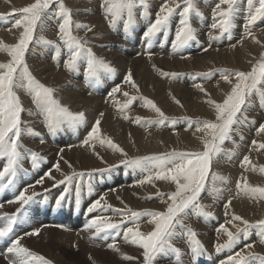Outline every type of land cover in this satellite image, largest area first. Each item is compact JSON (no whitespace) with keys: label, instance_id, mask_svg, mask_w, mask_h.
Here are the masks:
<instances>
[{"label":"bare ground","instance_id":"bare-ground-1","mask_svg":"<svg viewBox=\"0 0 264 264\" xmlns=\"http://www.w3.org/2000/svg\"><path fill=\"white\" fill-rule=\"evenodd\" d=\"M76 1L77 0H65L67 5H74ZM88 1L89 4L84 2V8L87 9L88 14L78 15L73 13V16H76V19L81 18L82 20H80V22L92 27L91 35H93L95 39L92 41L97 42L94 43V46L102 51L108 52L104 53L97 51V55L114 67L116 72L114 74H108L104 72L103 69H100L98 70V80L91 82L87 77L86 71H82V73L78 71L76 74L70 72L72 73V77L69 78L67 69H65L64 66L61 68L58 63L60 60L64 59L67 54L65 48H61L59 49L60 57L57 56L55 43L56 33L52 34V31L46 28H44L42 32L38 29V33H35V35H43L47 40L52 41L53 44L43 45L40 51L35 41L29 46V51L26 53L25 58L32 75L40 83L55 89V98L59 100L61 104L67 106L72 112H84L86 115V123L76 128L65 126L55 135H50L42 122L43 118L35 114L37 110L32 102V97L23 89H16L17 95H19L25 108L24 113H22V120L27 127H31L35 131L41 133L40 136H33L26 132L22 134L26 136L29 141H37L36 144H34L36 152L32 149L27 150L36 153L39 158L36 160L34 166L31 156L24 153L17 175L14 178V186H9L0 195V203L4 205L0 210V214L13 213L16 211L17 207L2 212L5 208L10 206L9 201L13 200L19 192L28 187V185H35V188H28L27 194L36 191L40 193V195L35 197L34 202L26 206L27 209L31 207L32 212L27 211L24 214V219L14 226V231L9 236V242L7 241L5 246L2 247V250L3 253H5L8 247L11 246L12 239L23 237L21 240L22 244H25L36 254H41L50 259L55 264H143V249L127 242L123 235L126 227H134L131 221L121 226L119 235L115 233H100L94 236L88 235H92L91 233L83 235V240L89 244L99 243L105 244L106 246L114 244L117 246L118 251L108 250L107 252H103V250L96 245L85 243L76 244L77 239L75 238L80 239L79 236L76 237L77 233L75 235L76 227L78 226L80 231H82L85 229V226L82 225L80 220L75 222L71 221V210L68 211L70 216L66 220H63L68 230L58 232L57 230L46 228L48 223H56L41 221L37 201L41 195L45 196L46 201L53 200L52 198L58 196V192H54L57 187H52L53 183L50 179L45 177V174L52 172L56 180H62L64 179V175H71L73 172L83 173L86 171H93L91 168L108 169V167L112 166L114 170L109 169V171L103 173L98 172L100 176L99 185L92 184L82 179L75 180L71 186V197L66 198V200L76 198L75 184L80 183L81 195L83 194L82 201L87 206V209L98 197L104 196L106 199V206L102 208L99 207L95 211L97 217L106 216L110 217L113 222H117L121 216V212H117L116 209L111 207L124 209L126 211L130 209L135 212H143L144 210L163 211L166 209L167 204L160 201L161 198L157 196V192L161 194L174 192V184L165 181H154L150 184L140 185L139 181L145 178L148 174L147 172L120 164L121 162H119V160H124L125 157L119 152L110 149L106 144L102 146L99 142H96L95 148L93 149L91 147L81 146L83 140L87 138L95 120L100 119L101 135L111 138L115 144L123 148L127 153V158L162 155L172 151L193 153V149H191V151H169L166 145L170 143L173 144V146H177L181 138L187 137L192 147L193 144H195L193 143L195 141V136H197L198 133L204 134L207 131H180L182 125L176 122V120L175 122L173 120H166L163 126H152L148 128L147 131L139 130L145 127L135 122L136 117H142L145 120L158 119L149 118L158 116L151 115L156 113L149 107L144 106V101L141 97L154 101L157 107H161L165 110H178L180 107L175 103L176 100L180 101L182 106L186 105L192 110H195L198 106L201 110L208 108V106H210L209 104H200L205 101V93L199 91L195 85L202 84L212 91H217L220 84L223 86L225 85V87L230 85L222 79V75L234 72L225 68H220L208 76L199 73L207 69L211 63H215L219 60H222V62L229 61L230 63H235L236 55L239 56V59L245 64L250 58V53L247 49L249 48L253 53L258 43H255L252 37L245 38V29L243 25L246 22L247 15L246 11H244L246 8V0H241L240 7L242 10L237 14L234 21L235 27L231 32L211 42H209L210 34L219 36V31L212 28V12L219 0H195L196 7L203 14L202 17H197L194 14L190 17V23L195 30L198 42L192 41L178 51L173 48V43L175 40L174 33L179 26L180 17L178 13L180 9H177L176 13L170 18L167 31L157 33L150 40L151 46L147 44L150 41L146 40L144 36L145 31L150 24L154 22L156 14L164 0H146L148 4L147 15H144V9L137 5L133 10L134 23L127 32L124 29V23L127 19L126 15L117 19L114 26H110L101 8L102 0ZM16 19V17L12 16H9L8 19H0V41L4 44L12 45L14 42V35H16L18 31V28L13 27ZM261 31L264 33V20H259L252 26V32L256 40H258L260 36L262 37V34H260ZM86 39L91 40L90 35H88ZM128 41H130V44L124 43ZM205 48H208V50L205 51ZM40 53L45 55L49 61L48 63H46L45 60L37 61L35 59H30L40 56ZM162 54L164 55L162 56ZM131 55H134L135 58L131 57ZM182 56L186 58L182 59ZM9 59L6 53L0 52V63L7 62ZM82 66H87L86 59H82ZM55 67H57L58 70H56ZM158 68H160V70ZM80 69H82V67ZM129 71H131L133 79L139 87V91L125 82L124 78ZM161 73H166L168 75H161ZM117 87L120 88V92L113 94V89ZM124 92H128L129 96L125 97L123 95ZM196 92H198L197 95L195 94ZM217 93L221 94L222 92ZM138 94H143V96H137ZM199 94L201 95L199 96ZM130 97H136V102L133 100L130 107L121 113L119 111L120 106L125 104ZM29 111H31L33 115H28ZM204 112L208 111L204 109ZM100 113L104 114L103 117L100 116ZM125 115H128V119L123 118ZM253 118L256 121L252 125V130L254 131L241 133L237 137L232 136L231 140L225 141L224 145H222L224 152H221L213 159L205 189L209 185L214 174H218L230 180L233 185L231 186L230 182L227 180L226 183L216 181L217 185L221 186V192L215 199V203L219 206L218 210L212 213L217 214L218 218L212 219L209 226L212 230L208 232V234H205V236L208 237V247H203V256L197 258L198 261L196 264H218L222 261H226L230 255L244 249L245 245L248 243H253L254 247L247 249L245 252L246 255L247 252L250 251L254 254L264 256V247H259L260 245L264 246V244L260 243L255 228L250 231L247 239L242 237L232 248H225L217 251V245L223 244L224 239L227 237L226 235L219 234L218 228L221 224H225L229 229L235 230L231 224H226V220L230 219L233 214L241 216L244 220L252 224H255L258 220L264 219V201L256 202L245 196L243 197V195L237 194V197L235 195L237 182H243L244 179L252 186L264 187V173L260 172V169L264 168V153L261 150L257 151L252 145L253 140H264V134H257L259 125L264 123V121H262L264 120L263 107L253 115ZM175 128L177 129L176 131ZM241 137H243V139H241ZM41 139L44 140V143H40ZM233 141L235 143H233ZM20 143L23 145L22 142ZM23 149H26L24 145ZM229 154H231V159H228ZM245 155L249 156L251 164L246 167H241V161ZM61 156H63V159H61ZM45 158L50 159L51 163ZM4 159L5 158L0 157V170H2L4 166ZM64 160H67L72 167L69 168L68 165L64 163ZM57 162H59L61 172L64 175L55 170L54 165ZM120 165L123 166L117 167ZM41 177H45L42 185L36 183ZM102 182H116V184L114 186L106 184V188H101ZM153 184L155 186H153ZM89 185H91L92 188L91 192L88 191ZM45 189L51 190L45 192ZM148 196H153V203H148L142 199ZM164 198L166 199V196ZM228 200L233 202L230 208L227 209L228 215L226 216L224 205ZM201 203L206 204L207 202L201 199ZM107 205H111V207ZM215 207H217V205H215ZM87 209L81 204L80 212L82 214L88 212ZM149 219L150 217L141 216L138 221L139 230L145 234L154 228L153 224H145ZM2 223L3 221H0V225H2ZM234 223L238 226L241 225L239 222ZM193 228L198 229L199 227L193 226ZM36 229L42 232L38 237L34 238V236L26 235L27 232ZM71 229H74L73 234ZM70 234H72L73 237ZM201 240L205 241L204 239ZM173 243L175 245V239ZM64 245L68 247L76 246L77 251H80L82 260L73 259V256H68L69 252L67 251L63 254L59 247ZM178 248L181 250V253L186 254L185 259H183L182 255L180 256L179 262L175 261V255L171 252L160 254L159 256L167 258L172 254L174 263L189 264L185 263V260H192L193 256L188 240L184 238L183 244L178 246ZM257 252H259V254ZM205 253L208 254L207 258H205ZM72 255L74 254L72 253ZM124 256H130L134 259H123ZM10 257H13V255ZM89 257H91V259H89ZM206 260L208 263L203 262ZM154 264H159L156 259ZM251 264H259V262L252 261Z\"/></svg>","mask_w":264,"mask_h":264},{"label":"snow or ice","instance_id":"snow-or-ice-1","mask_svg":"<svg viewBox=\"0 0 264 264\" xmlns=\"http://www.w3.org/2000/svg\"><path fill=\"white\" fill-rule=\"evenodd\" d=\"M170 2L172 6H170ZM240 4L241 0H219L212 12V28L219 31V36L210 34L209 42L231 32L235 27V18L242 10ZM53 5H55L54 9ZM137 5L144 9V15L148 14L146 0H102L101 8L110 26H114L117 19L126 15L127 19L124 23V29L127 32L134 23L133 10ZM181 5L183 6L181 7ZM222 5H226V7H222ZM177 9H180L178 13L180 20L175 32L173 48L178 51L190 42L197 41L195 30L190 23V17L193 14L197 17H202L203 14L196 7L195 0H179V2L178 0H164L156 14L154 22L150 24L144 33L146 40L150 41L157 33L167 31L170 18L176 13ZM19 11L22 13V16L16 19L13 25L15 28L22 29L18 41L13 45H7L0 41V52L6 53L10 58L7 62L0 63V157L6 159V164L0 170V182H2L0 183V191L9 186H14V178L17 175L24 153L31 156L34 166L36 160L39 158L36 153L23 149V145L20 143L22 134L25 132L33 136H40L41 133L31 127H27L22 120L21 117L25 108L19 95H17V88L23 89L32 97V102L37 110L35 114L43 118L42 122L50 135H55L65 126L76 128L86 123L84 112H72L55 98V89L40 83L32 75L25 58L26 53L29 51V46L34 41L42 45L53 44L52 41L47 40L43 35L37 38L35 36L37 30L39 29L42 32L46 27V21L56 22L60 45L68 49V59L63 65L68 71L75 72L78 69L79 61L86 59V74L90 82L98 80V70L100 69H103L108 74L116 72V69L109 63L96 57L91 47L87 46V40H82L73 35V27L78 30L82 29L85 32H92V27L74 22L72 18L73 12L66 6L65 0H35L34 3ZM244 11L247 14L246 22L243 25L245 38L252 37L254 42L259 44L260 41L256 40L252 32V26L257 21L264 20V0H246ZM60 45H56L57 56H59ZM204 50L207 51L208 48ZM181 58L184 59L186 57L182 56ZM161 75L168 74L161 73ZM231 78H234L237 83L232 87L231 92L222 103H216L211 99L206 101L215 110L216 122H204L202 125L197 122L195 130L197 132L207 131V135L211 137L210 140H205L202 152L172 151L162 155L127 158V153L123 148L115 144L111 138L101 135V120H95L87 138L83 140L81 146L94 149L96 142H99L102 146L106 144L110 149L119 152L125 157L121 161L122 164L148 173L144 179L139 181L140 185L150 184L154 181H165L174 184L175 191L169 194L157 192V196L161 198V202L167 204L164 211L144 210L143 212H135L129 209L123 212L122 210H116L117 212H121V216L117 222H113L110 217L100 216L92 219L87 224L85 231H89L92 235H99L100 233H115L119 235L121 226L131 221L134 227H126L123 235L127 242L143 249V264H154L158 255L168 252L175 254L177 262H179L181 250L175 247L173 243V240L178 235H186L188 237L193 258L203 254L204 249L197 239V233L184 223V219L188 214V209L195 210L198 215L205 218L213 217V213L206 211L205 207L199 203V199L201 193L205 190L213 159L221 152H224L222 145H224L225 141L232 139L231 134L234 131V126L245 123L249 119L246 114V105L249 98L253 94H258L261 106H264V53L261 54L260 61L253 66L252 71L248 73L237 71L222 75V79L226 82L230 83ZM124 79L127 84L139 91V87L136 85L131 71L126 74ZM195 87L205 93L206 96L210 95L202 84H196ZM117 92H120L119 87L113 89V94ZM123 95L128 97L129 93L124 92ZM135 99L136 97H130L125 104L120 106L119 111L123 113ZM141 99L144 101V106L153 110L159 119L145 120L142 117H136L135 122L145 127L146 131L152 126H163L168 118L161 109L150 99L145 97H141ZM175 103L180 104V101L176 100ZM28 115H33V113L29 111ZM103 115V113H100L101 117ZM123 118L128 119L126 115ZM252 123H255V121H252ZM257 134H264V123L259 125ZM40 143H44V140L41 139ZM233 143L235 142L233 141ZM252 145L257 151L264 150V143H258L256 140H253ZM61 159H63V156H61ZM228 159H231V154L228 155ZM64 163L69 168L72 167L67 160H64ZM250 164L249 156L245 155L241 161V167H246ZM54 167L56 171L61 172L59 162ZM93 171L103 173L109 171V169H94ZM260 172L264 173V168H261ZM61 174L64 175L62 172ZM83 176L84 173L73 172L71 175H64V179L62 180H56L51 172L45 174L47 179L54 181L53 188L59 185L66 186L64 194L60 195L55 201L57 208L62 206V202L71 190L74 180L82 179ZM45 177H41L36 183L42 185ZM212 181L211 192L213 194H220L221 189L216 186V181L226 183V178L214 174ZM153 186L155 185L153 184ZM28 188H35V185H28V187L20 191L14 200L9 201V203L19 205L15 212L0 214V221H3L2 225H0V239L7 238L13 233L14 226L24 219V214L27 212L26 206L34 202L35 197L40 195L36 191L27 194ZM236 189L238 195H243L256 202L264 201V187L252 186L246 179L243 182L238 181ZM50 190L45 189L44 191L48 192ZM88 191H92L91 185L88 186ZM165 196L166 199L164 198ZM75 197L77 204H79L81 197L80 183L75 184ZM104 199V196H101L91 204L87 211L91 213L97 208L102 207L101 201ZM231 203L232 201L228 200L224 205L226 216L228 215L227 209L230 208ZM107 206L111 207V205ZM0 208H3L2 204H0ZM141 216L150 217L148 223L154 225V229L146 234L139 230L138 221ZM234 222H239L243 227H239ZM226 224H231L232 227L236 228V232H232L225 224H221L218 228V233L226 235L227 240L223 244L217 245V251L232 248L242 237L247 239L253 228L257 230L260 243L264 244V219L252 224L241 216L233 214L230 219L226 220ZM39 234V229L26 233L27 236H38ZM22 239L23 237H16L11 240V246L8 247L7 252L17 259H10L9 264H33L34 261H39L40 264H52V261L47 260L43 256L35 255L22 245ZM253 247V243L246 244L244 249L236 251L226 261H222L221 264H251L252 261L264 264V256L250 251L247 252V255L245 254L247 249ZM109 248L118 251L114 244H110ZM123 259L131 260L134 258L124 256Z\"/></svg>","mask_w":264,"mask_h":264},{"label":"rangeland","instance_id":"rangeland-1","mask_svg":"<svg viewBox=\"0 0 264 264\" xmlns=\"http://www.w3.org/2000/svg\"><path fill=\"white\" fill-rule=\"evenodd\" d=\"M34 2H35V0H0V16H8V17L12 16V17H16L18 19V18H20L22 16V13L19 10L24 8V7H26V6H29L30 4H32ZM84 2L86 4H89L88 0H77L74 5H70V4L67 5L66 4V6L69 7L72 11L74 10L73 13H76L78 15H87L88 12H87V9L84 8L85 7ZM178 2H179V0H178ZM170 6H172L171 2H170ZM182 6L183 5H181V7ZM222 7H223V5H222ZM224 7H226V5H224ZM54 8H55V5H53V9ZM80 20H82V19L81 18L76 19V16L73 18L74 22H78V23L83 24L82 22H80ZM45 28L47 30H49V31H52V34L56 33V35H55V39H56L55 43H56V45H60V41H59L58 36H57V24H56V22L55 21H46V27ZM21 32H22V29H18L16 35H14L15 39H14V42L12 43V45L15 44L18 41V38H19V35H20ZM37 33H38V31H37ZM260 34H262V37L260 36V38L258 40L261 43L256 44L254 52L252 53L249 50V48L247 49V51L250 53L249 54L250 58L247 60L248 62H246L245 64H243L242 61L239 59V56L236 55L235 56V61H236L235 63H230L229 61H226V62L223 61L222 62V60H219V61H216L215 63H211V65L208 66L207 69H205L204 71H201V73L203 72V74L211 75L212 73H214L215 71H217L220 68L221 69L225 68V69H227L229 71H233V72L242 71V72L248 73V72L252 71L253 66L256 65L258 61H260L261 54L264 53V43H263L264 42V33H263V31H261ZM73 35L78 37V38H80V39H82V40H87L88 41V45L87 46L91 47L92 51L95 53L97 58H100L97 55V51L108 53L107 51H102L99 48H97L96 46H94V43H97V42L96 41H92V40H95V39H94L93 35H91V32L88 33V32H85L82 29L78 30V29H75V27H73ZM88 35H90L91 40L86 39V38H88ZM35 36L37 38L39 37V35H35ZM174 36H175V33H174ZM124 43L130 44V41L124 42ZM37 47H38V50L40 51L41 48L43 47V45L42 44H38ZM61 48H65V51H66V54H67V56H65L64 59H62V60H60L58 62L59 66L61 68H63L64 62L68 59V49H67V47H65L63 45H60L59 49H61ZM153 49H155V48H153ZM163 55L164 54H162V56ZM127 56H129V55H127ZM55 57H57V56H55ZM58 57H60V56H58ZM131 57L135 58L134 55H131ZM30 59H35L37 61L45 60L46 63L49 62L47 60V58L45 57V55H43L41 53H40V56L33 57V58H30ZM81 67H82V69H80ZM55 69L58 70L57 67H55ZM86 69H87V66H82V59H81L79 61L78 69L75 72H73V74H76L78 71H80L82 73V71H86ZM158 69L160 70V68H158ZM162 71H164V70H162ZM68 73H69L68 77L71 78L72 77V73H70V71L67 70V74ZM236 83H237V81L233 78V79H231L230 83L227 82V84H230L228 87H225V85L223 86V85L220 84L217 91H212V90L208 89L207 87L203 86L205 88L206 92L209 93L210 95H208V96L204 95V100L205 101L203 103H200V104H208L206 101L209 100V99H211L212 101H215L216 103H222L224 101V99L227 97V95L231 92L232 87ZM168 84H169V80H168ZM217 92H222V93L220 94V93H217ZM197 93L198 92H196L195 94L197 95ZM200 95L201 94H199V96ZM137 96H143V94H138ZM258 100H259L258 94H256V95L254 94L252 97L249 98V101H248V103L246 105V114L248 115L249 119L245 123H242L240 125L234 126V131L231 134L232 136H234V137L236 136L237 137L241 133L253 132L254 131V130H252V125H253L252 121H255V119L253 118V115L256 114L260 110V108H262V107H263V111H264V106H261V103L259 102L260 100L259 101ZM134 101L136 102V100H134ZM177 105L180 107L178 110H175V109L165 110V109H162L161 107H159V108L165 114V116L168 118L167 119L168 121L173 120L175 122V120H176V122H178V123H180L182 125V129L180 131H183V132L196 131L195 128L197 126V122H199L200 124H203L204 122H216V113H215V110H214V108L212 106H208V108H204L203 107L205 109V111H208V112H204V109L201 110V108L199 106L195 110H192L189 107H187L186 105H183L184 107L183 106L181 107L180 106L181 102H180V104H177ZM151 115H156V114H151ZM149 118H151V119L158 118L159 119V117H149ZM262 121H264V120H262ZM166 125H167V123H166ZM135 129H139V128H135ZM139 130H145V128H142V129H139ZM176 130L177 129L175 128V131ZM162 132H164V131H162ZM168 132H170V131H168ZM186 138L187 137L181 138L180 141L178 142L177 146H173V144L167 143L166 148L167 149L169 148L168 149L169 151H171V150H180V151L190 150L191 151V149H193L192 150L193 153L194 152H202L204 150V148H202V147L204 145L203 143L205 142V140L206 139H211V137L209 135H207V132L204 133V134L203 133H198L197 136H195V139H194L195 141L193 142L195 144H193V146L191 147L189 139L188 138L186 139ZM20 142L23 143V145L25 146L26 149H32L34 152H36V148H35L34 144H36L37 141H29L26 136L22 135ZM257 142L258 143H264V140L260 139ZM75 150H77V149H75ZM261 151L264 153V150H261ZM104 154H107V153H104ZM147 156H150V155H147ZM45 159L47 161H49V163H51L50 159H48V158H45ZM121 161L122 160H119V162H121ZM5 164H6V159H4V162H3V165H5ZM120 164H122V163H120ZM122 166L123 165H120V166H117V167H122ZM91 169L94 170V168H91ZM108 169L114 170V168H112V166L108 167ZM83 173H84V176H83L82 180L88 181V182H90L92 184H96V185L100 184V176H99L97 171H86V172H83ZM52 175H53V173H52ZM227 181L230 182L231 186L233 185V183L230 180H227ZM51 182L54 183L53 180H51ZM212 183H213V181L210 180L209 185L206 187L205 191L203 192L202 196L199 199V203L205 207L206 211H210V212L217 211L218 207H219L218 204L215 203V199H216L218 194H213L211 192ZM106 184L109 185V186H114L116 184V182H102L101 183V188H106ZM216 186L218 188H221V186L217 185V183H216ZM65 187H66L65 185L57 186V189H55L54 192H58V196L56 198L55 197L52 198L53 200L47 201L48 206L52 205L60 195L64 194ZM71 190H72V187H71ZM71 190L66 195L65 200L63 201V203H66V201H67L66 198L71 197V194H70ZM174 191H175V189H174ZM235 195L237 197V190L235 191ZM82 196H83V194L81 195L80 200L82 202V205H84L86 207V209H87V206L82 201ZM152 197L153 196H148V197H143L142 199L144 201L148 202V203H153L154 201H153ZM99 198L100 197H98L97 199H99ZM201 199L205 200L207 203L206 204L201 203ZM9 204H10V206L5 208L2 212H6V211L10 210L11 208L19 207V205L16 204V203H9ZM101 205H102V207L106 206V199L101 202ZM215 205H217V207H215ZM111 208L116 209V210L126 211L124 209H119V208H115V207H111ZM27 211L28 212H32V208L29 207L27 209ZM95 211L89 213V217H88L87 221L90 222L92 219L97 218V216L95 215ZM187 213L188 214H187V216H185L184 223L186 225L190 226L197 233V239L200 241L201 245L203 247H205V248L208 247L207 246L208 237H206L205 234H208V232H210L212 230V229L209 228V226H210V224L212 222V219L213 218H218V215L217 214H213V217L207 218V220L204 222V220H203L204 217L198 215L195 210L188 209ZM9 214H11V213H9ZM66 214H67V217L64 218L63 220H66L70 216L69 212H66ZM79 220L81 221L82 225L85 226V228H86L87 225H86V221L84 219V214H82L81 212L79 214V218L77 219V221H79ZM145 224L148 225L149 224L148 221ZM193 226H197L199 228L198 229H194ZM239 227L242 228L243 225L241 224V225H239ZM153 229L154 228H152L151 231ZM65 230H68V229L66 228ZM71 230H72V234H73L74 229H71ZM229 230H231L234 233L236 232V228H235V230H232V229H229ZM58 232H60V231H58ZM76 233H77V235H76ZM88 233H90V232L89 231H85V229L80 231V228L77 226L76 227V231H75V235H76V237L79 236L80 239L75 238V237L74 238L79 240V243L89 244V243H86L83 240V235L88 234ZM72 234H70V235L72 236ZM88 235L89 236H94V235H90V234H88ZM184 238L188 240V237L186 235L185 236H179L178 235L175 238V245L174 246L178 247V246L182 245L183 242H184ZM201 239H204L206 242L202 241ZM226 240H227V237L224 239L223 243ZM22 245L27 247L25 244H22ZM89 245H96L97 247L101 248L103 250V252H107L108 250H112L111 248H109V246H106L105 244L96 243V244H89ZM259 247H264V246L260 245ZM59 248H60V251L63 252V254L67 251V252H69L68 256H71V257L73 256L72 258L76 259V260H78V259L82 260V257L80 255V251H77L76 246L68 247V246L64 245V246H60ZM257 250H259V249H257ZM30 251L32 253H34L35 255H37V256H43L41 254L40 255L36 254L32 250H30ZM72 253L74 255H72ZM257 253L259 254V252H257ZM172 254L169 257H167V258H162V257H160L158 255L156 257V260L158 261L159 264H176L172 260ZM181 255H182L183 259H185L186 254L185 253H181ZM43 257L46 258L45 256H43ZM9 259L15 260L17 258L15 256H13V257H10ZM46 259L50 260L48 258H46ZM39 263H40L39 261H34L33 262V264H39ZM0 264H3L1 259H0ZM52 264H55V263L52 262ZM94 264H97V263H94Z\"/></svg>","mask_w":264,"mask_h":264}]
</instances>
